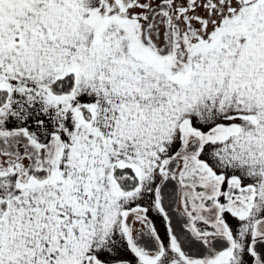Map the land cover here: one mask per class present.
Returning a JSON list of instances; mask_svg holds the SVG:
<instances>
[{
  "label": "snow or ice",
  "instance_id": "1",
  "mask_svg": "<svg viewBox=\"0 0 264 264\" xmlns=\"http://www.w3.org/2000/svg\"><path fill=\"white\" fill-rule=\"evenodd\" d=\"M0 264H264V0H0Z\"/></svg>",
  "mask_w": 264,
  "mask_h": 264
}]
</instances>
